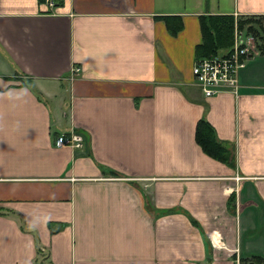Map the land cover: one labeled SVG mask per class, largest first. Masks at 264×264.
<instances>
[{"label":"crops","instance_id":"0c3cea01","mask_svg":"<svg viewBox=\"0 0 264 264\" xmlns=\"http://www.w3.org/2000/svg\"><path fill=\"white\" fill-rule=\"evenodd\" d=\"M206 15L264 0H0V264L264 258V53L237 94L204 97ZM200 119L229 163L197 145ZM70 133L82 147L54 145Z\"/></svg>","mask_w":264,"mask_h":264},{"label":"trees","instance_id":"16d2710c","mask_svg":"<svg viewBox=\"0 0 264 264\" xmlns=\"http://www.w3.org/2000/svg\"><path fill=\"white\" fill-rule=\"evenodd\" d=\"M164 20L170 34L176 35L180 31L182 27L180 17H165ZM199 23L202 41L195 47L196 59L228 54L234 44L235 29L242 30L245 24L229 15L201 16ZM247 30L252 31V27ZM259 31L264 34V27H260ZM259 50L264 53V45ZM195 141L204 154L210 158L225 164L229 163V150L217 140L214 128L204 119H200L196 124ZM243 264H264V258L254 257Z\"/></svg>","mask_w":264,"mask_h":264},{"label":"built area","instance_id":"2783aa9c","mask_svg":"<svg viewBox=\"0 0 264 264\" xmlns=\"http://www.w3.org/2000/svg\"><path fill=\"white\" fill-rule=\"evenodd\" d=\"M60 0H44L45 8L52 10ZM258 53L252 37L243 39L242 33H235L234 44L228 54L216 55L196 59L192 67V76L195 84L206 98L220 93L237 94L239 88L238 74L246 65V61ZM79 68L74 67L73 73ZM56 147L80 148L83 138L76 133L57 137Z\"/></svg>","mask_w":264,"mask_h":264},{"label":"rangeland","instance_id":"374dc122","mask_svg":"<svg viewBox=\"0 0 264 264\" xmlns=\"http://www.w3.org/2000/svg\"><path fill=\"white\" fill-rule=\"evenodd\" d=\"M237 20L245 22V24H243V29L237 30V33H242L243 39L252 37L255 47L260 49V47L264 45V40H262L264 39L262 38L264 34L259 31V28L264 27V17H241ZM249 27H252V31L247 30Z\"/></svg>","mask_w":264,"mask_h":264}]
</instances>
